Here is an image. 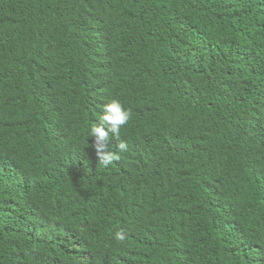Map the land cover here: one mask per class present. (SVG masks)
Listing matches in <instances>:
<instances>
[{
	"label": "trees",
	"instance_id": "obj_1",
	"mask_svg": "<svg viewBox=\"0 0 264 264\" xmlns=\"http://www.w3.org/2000/svg\"><path fill=\"white\" fill-rule=\"evenodd\" d=\"M0 264H264V0H0Z\"/></svg>",
	"mask_w": 264,
	"mask_h": 264
},
{
	"label": "clouds",
	"instance_id": "obj_2",
	"mask_svg": "<svg viewBox=\"0 0 264 264\" xmlns=\"http://www.w3.org/2000/svg\"><path fill=\"white\" fill-rule=\"evenodd\" d=\"M130 112L116 99H108L100 110V115L93 125L90 126L88 135L92 137L93 147L98 156V162L105 168L120 159L119 153L128 150L126 141L121 140V129L130 119ZM112 139L118 141L116 150H110ZM114 240L124 243L128 233L119 229L113 234Z\"/></svg>",
	"mask_w": 264,
	"mask_h": 264
}]
</instances>
